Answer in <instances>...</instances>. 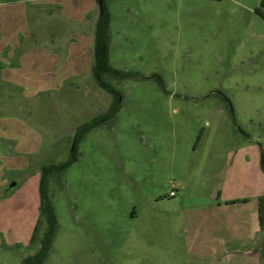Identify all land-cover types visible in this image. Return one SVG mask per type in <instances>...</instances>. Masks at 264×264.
I'll return each mask as SVG.
<instances>
[{
    "label": "rangeland",
    "instance_id": "rangeland-1",
    "mask_svg": "<svg viewBox=\"0 0 264 264\" xmlns=\"http://www.w3.org/2000/svg\"><path fill=\"white\" fill-rule=\"evenodd\" d=\"M80 1L79 21L38 5L0 30V194L28 178L33 187L115 101L92 73L99 5ZM104 1L109 61L128 75L105 74L118 111L48 177L58 227L42 264H255L257 249L264 264L259 234L233 242L238 252L209 249L216 192H264V0ZM31 202L24 191L2 210L0 264L37 250L45 225L33 233Z\"/></svg>",
    "mask_w": 264,
    "mask_h": 264
},
{
    "label": "crops",
    "instance_id": "crops-1",
    "mask_svg": "<svg viewBox=\"0 0 264 264\" xmlns=\"http://www.w3.org/2000/svg\"><path fill=\"white\" fill-rule=\"evenodd\" d=\"M24 3V0H0V30L7 31L8 28L11 27L9 26V23H24L25 13L27 15V12L31 14L33 18H36L33 14L36 13L38 5L41 8L43 6L45 11L49 9L48 13L53 10L52 4L58 5L62 10H67V13H70L71 18L78 21L82 19L83 12H86V7L84 8L83 5L82 9V3L80 0H30V3ZM29 4L32 6L31 8H29ZM70 45L75 47L69 54V59H72L70 60L72 62L70 65L77 70L78 67L81 69L84 61L83 37H79V43L74 41L70 43ZM0 46L2 45L0 44ZM77 48L78 50H76ZM30 180L31 178L23 180L15 191L6 190L0 194V236H2V234L9 228V224H6V221H3L1 216L2 210L16 196V194L24 191L31 193V207L34 212V219L31 224L34 228L39 213V192L36 190V184L39 181H37L35 177L33 179L34 185L32 187L30 186ZM245 192L246 191H224L223 194L221 193V190L216 192L215 199L218 203L215 205L213 204V206L209 208L211 209L210 215L214 218L212 219L213 225L212 230L210 231L213 245L209 246V249L214 253V257L220 250L225 253L238 252L241 247L234 246L232 244L233 242H237L249 235L254 236L259 234V237L262 235L258 222L257 203L258 197L263 193V189L262 187L257 186L250 191V193ZM222 195L224 201L220 200V196ZM31 233L28 235L26 244L29 241ZM259 255V249H257L255 261L258 264L260 258Z\"/></svg>",
    "mask_w": 264,
    "mask_h": 264
},
{
    "label": "trees",
    "instance_id": "trees-1",
    "mask_svg": "<svg viewBox=\"0 0 264 264\" xmlns=\"http://www.w3.org/2000/svg\"><path fill=\"white\" fill-rule=\"evenodd\" d=\"M99 5V13L95 24L94 42H93V63L92 73L100 87L115 96V101L109 108L108 113L94 117L92 120L82 123L77 127L76 134L73 139V148L67 159L60 161L57 164H50L42 167L41 175L38 183L39 192V215L33 228V233L38 228L40 221L44 222V230L41 233L39 246L37 250L26 256L21 264H42L44 258L51 249L58 220L54 210L51 196L48 190V177L52 173H61L67 166L73 163L78 158L77 143L82 136L91 128L99 125L104 119L113 116L119 109V92L116 88L105 79V74H109L116 78H123L128 75L127 71H123L111 65L109 61V41H110V12L104 0H96ZM257 12L264 18V12L257 9ZM157 80L162 83L158 75ZM226 98V97H225ZM228 100V98H226ZM259 227L264 237V192L258 197L257 203ZM32 235L30 240L32 239Z\"/></svg>",
    "mask_w": 264,
    "mask_h": 264
}]
</instances>
